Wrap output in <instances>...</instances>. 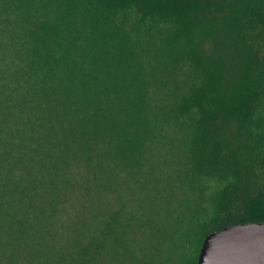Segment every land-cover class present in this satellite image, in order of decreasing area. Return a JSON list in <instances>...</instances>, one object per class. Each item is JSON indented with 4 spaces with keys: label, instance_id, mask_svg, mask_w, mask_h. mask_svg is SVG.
I'll use <instances>...</instances> for the list:
<instances>
[{
    "label": "trees",
    "instance_id": "trees-1",
    "mask_svg": "<svg viewBox=\"0 0 264 264\" xmlns=\"http://www.w3.org/2000/svg\"><path fill=\"white\" fill-rule=\"evenodd\" d=\"M242 224H264V0H0V264H110L132 230L196 264Z\"/></svg>",
    "mask_w": 264,
    "mask_h": 264
},
{
    "label": "water",
    "instance_id": "water-1",
    "mask_svg": "<svg viewBox=\"0 0 264 264\" xmlns=\"http://www.w3.org/2000/svg\"><path fill=\"white\" fill-rule=\"evenodd\" d=\"M196 264H264V224L230 226L208 235Z\"/></svg>",
    "mask_w": 264,
    "mask_h": 264
},
{
    "label": "rangeland",
    "instance_id": "rangeland-1",
    "mask_svg": "<svg viewBox=\"0 0 264 264\" xmlns=\"http://www.w3.org/2000/svg\"><path fill=\"white\" fill-rule=\"evenodd\" d=\"M144 207H149L152 202L150 200H144ZM136 205V204H135ZM134 205V206H135ZM128 208H132L131 205H128ZM168 210V209H166ZM133 212V211H132ZM133 214H135L133 212ZM157 220H161V218L158 216ZM135 232V230H132ZM134 232H131L132 237L134 236V240H131V242L128 240V238L126 237L127 235H123L122 237V243L120 246V249L118 247L112 246V247H107V255H105V259L107 262L110 261V264H144V262L147 260V262H149V264H167V262L165 261V259L163 257H151L149 259L144 258L143 254L144 252H147V246L146 244L143 243L142 241V237L138 235H135ZM125 241H129L127 244L125 243ZM103 259V260H104ZM93 264H97V263H93ZM99 264H104V262ZM109 264V262L107 263Z\"/></svg>",
    "mask_w": 264,
    "mask_h": 264
}]
</instances>
